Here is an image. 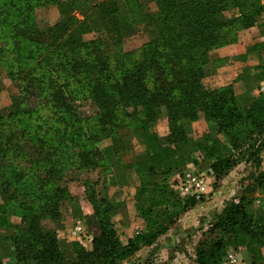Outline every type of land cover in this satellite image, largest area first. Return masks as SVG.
<instances>
[{"label":"trees","instance_id":"obj_1","mask_svg":"<svg viewBox=\"0 0 264 264\" xmlns=\"http://www.w3.org/2000/svg\"><path fill=\"white\" fill-rule=\"evenodd\" d=\"M32 3L55 4L60 19L36 32L37 62L7 68L18 89L9 110L0 114V227L15 229L10 264H124L201 200L178 196L169 182L194 151L209 168L214 188L242 162L258 171L214 215L210 239L196 248V263L221 264L229 248H239L250 264H264V92L246 95L239 106L230 85L213 88L204 82L209 53L234 43L239 30L264 16L262 0H0V27L10 25L13 39L31 29L24 10ZM230 10L236 15L227 16ZM142 23H151L155 36L133 53L123 52L121 29ZM89 33L94 35L86 39ZM262 48L264 43H256L248 51ZM34 51L24 48L22 54ZM1 59L10 62L2 50ZM258 69L264 73V66ZM87 99L95 112L81 118L75 102ZM161 115L167 119L164 141L148 131ZM198 120L209 130L196 138L191 122ZM20 122L26 125L19 127ZM117 127L130 128L133 138H144L153 148L129 164L109 162L104 152L122 159L131 149L118 143ZM106 138L111 147L98 148ZM90 167L129 170L136 180L141 231L123 240L110 219L114 202L101 197L93 202L98 234L89 247L58 239L63 205L72 201L62 186L65 173ZM14 215L20 224L12 223Z\"/></svg>","mask_w":264,"mask_h":264},{"label":"rangeland","instance_id":"obj_2","mask_svg":"<svg viewBox=\"0 0 264 264\" xmlns=\"http://www.w3.org/2000/svg\"><path fill=\"white\" fill-rule=\"evenodd\" d=\"M150 1L141 0L143 4H148ZM152 5L151 10H155V4L152 3ZM235 12V10H230L227 16H234L236 15ZM24 13L26 19H29L32 23L29 32L13 39L11 36L13 31L10 29V25L8 27L5 26V29H1L0 27V50L3 51L4 55L10 57L8 65L4 64L6 59L0 60L3 62L0 63V114L8 111L10 105L15 101V97L18 96L16 81L7 75L8 66L11 65L14 68L18 66L21 68H29L37 62L39 59L36 49L39 41L36 39V32L40 33L60 19L59 10L55 4L34 6L32 3L28 7V10H24ZM76 16L78 19H82L80 15L77 14ZM14 17H17L16 14H13L12 19ZM120 32L119 47L123 52L133 53V50H136L153 39L156 29L151 23H142L126 26ZM247 34L253 35L252 42L247 45L245 53L221 58L215 56L214 50H212L209 53V61L204 67L206 72L204 82L208 87L213 88L223 87L222 85L219 86L221 83H217L215 77L222 71L231 70L235 77L234 83L230 84L231 91L239 106L243 105V98L246 95L254 97L260 92H264V87H262L264 86V73L261 72V69H258V66H264V48L259 53L248 51L256 43H264L263 15L257 18L253 26L239 30L234 43L243 41ZM93 35L92 33L86 34L85 38L91 39ZM44 41L45 45H48L46 34ZM29 47L35 51L31 54H22V50L24 48L29 50ZM16 101L17 103L19 102L17 98ZM75 103L77 115L81 118L95 112L94 106L88 99L82 101L77 100ZM20 123L21 125L17 123L16 126L20 125L19 127H22L26 125V123ZM117 129L119 134L123 136V138L120 136L118 143H123L127 147L131 145V149L125 150L122 159L118 157L114 158L110 151L108 153L104 152L109 162H119L120 164L124 162L129 164L134 156L142 154L145 151H151L154 146L151 142L147 144L144 138H133V134L129 131L130 128L123 127L120 129L117 127ZM191 129L193 136L199 138L202 133L208 132L209 125L203 120H198L191 122ZM148 131L150 134H156L160 141H164V136L168 131L166 117L161 115L155 125L151 126ZM111 145L110 139L107 138L96 143V146L102 149H108ZM201 158L202 156L199 152H190L184 168L180 172L172 174L169 177V182L178 196L182 198L194 197L197 201L201 199L197 205L201 206L202 204V207L195 209L196 205L188 210L169 228L168 232L164 235L166 236L164 242L158 243L159 245L152 247L146 253L139 255V257H134L133 261H126L124 264H197L195 256L196 248L201 240L210 239L207 231L213 223L214 215L219 213L223 208V203L222 206L220 205L223 197L222 199H218L216 203H210L212 200V192L220 186H224L228 196L224 201L237 198L258 173L251 163L242 162L223 177L216 184V188H214V180L208 177L211 176L210 170L201 162ZM117 168L118 170L116 168L104 170L103 167H90L88 170L86 168H77L65 173L62 186L66 188L72 201L70 203H64L61 223L56 225L57 237L61 242H72L69 241L70 238L80 236L83 237L84 243L88 240L83 236V233L80 236L74 234V230L78 225L84 226L86 230H89L86 226L89 224L88 221H94L93 225H97L93 202L101 197H106L114 202L115 213L112 214L110 219L115 224L117 231L122 233L123 240L127 236H134L144 228V222L139 217L134 204L133 197L136 180L133 182V177H131L129 170L125 172L121 167ZM261 169H264V150L262 152ZM184 173L203 177L206 181V192L197 195L191 193L192 191L189 193H187L188 191H180L178 188V178ZM111 179L113 180L112 182H110ZM0 201H2L1 197ZM262 202V200L255 201L254 204L258 208ZM19 220L20 218L14 215L11 221L13 224H20ZM48 225L49 227H53L51 222ZM64 228L66 230L62 232ZM14 233L15 229L12 227H0V261L4 264H10L14 261V256H10L13 250L12 237ZM85 244L86 247H89L88 242ZM241 252L247 255L244 249L229 248L221 264H242L243 258L239 254ZM230 255L234 257V262H230Z\"/></svg>","mask_w":264,"mask_h":264},{"label":"crops","instance_id":"obj_3","mask_svg":"<svg viewBox=\"0 0 264 264\" xmlns=\"http://www.w3.org/2000/svg\"><path fill=\"white\" fill-rule=\"evenodd\" d=\"M262 3L264 4V0H262ZM252 35L253 34H250V35L247 34L245 36L246 38L243 41H241L240 43H232V44H229V45L215 49L214 50L215 56L225 58V57H232V56H236V55H240V54L245 53L247 45L252 42ZM234 79H235V77L233 76V73L231 72V70L222 71L221 73H219V75H217V77H215L216 82L219 84L221 83L219 86H221V85L226 86V85L233 84ZM263 85H264V81H263ZM262 87H264V86H262ZM208 177H209V179L211 178L214 180V178L212 176H208ZM226 193L227 192L225 191V187L220 186L218 189H216L215 191L212 192V196H211L212 200L210 203H212V204L216 203L218 199H220V198L222 199V197H223V200L220 203V205L222 206L224 199L228 198ZM223 194H225V196H223ZM200 207H202V204H201V206L197 205L195 209H198ZM186 215H188V214H186ZM86 226L89 228V230H86V228L84 226H82L83 227V236L88 239L86 242L89 243L90 239L94 235L98 234V229L93 224H88ZM64 230H66V229L65 228L62 229V232ZM127 238H129V237L127 236ZM165 239H166V236H164V235L161 236L155 244H153L150 247H145V248L141 249L134 256L129 258L127 261H133L134 257H139V255L146 253L152 247L159 245L158 243L164 242ZM73 240L78 241V242L82 243L83 245H86L85 244L86 242L84 243L83 237H81V236L77 237V238H70L69 241H73ZM261 251H262V255L264 257V247L261 249ZM239 254H241L242 258H243L242 264H250L249 257L244 252H241Z\"/></svg>","mask_w":264,"mask_h":264},{"label":"built area","instance_id":"obj_4","mask_svg":"<svg viewBox=\"0 0 264 264\" xmlns=\"http://www.w3.org/2000/svg\"><path fill=\"white\" fill-rule=\"evenodd\" d=\"M178 188L180 191H192L191 193L201 195L206 192V181L203 177L195 174L184 173L179 176L178 178ZM83 233V228L81 225H78L75 230L74 234L81 235ZM230 262H234L235 259L232 255L229 256Z\"/></svg>","mask_w":264,"mask_h":264}]
</instances>
